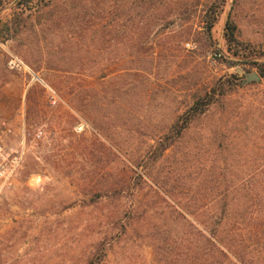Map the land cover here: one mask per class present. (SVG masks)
Listing matches in <instances>:
<instances>
[{
  "label": "rangeland",
  "instance_id": "374dc122",
  "mask_svg": "<svg viewBox=\"0 0 264 264\" xmlns=\"http://www.w3.org/2000/svg\"><path fill=\"white\" fill-rule=\"evenodd\" d=\"M21 2L0 0V129L11 127L9 144L26 140L0 195V264H87L104 240L102 264H187L184 239L213 219L217 128L242 156L264 155V77L235 63L224 37L232 22L244 46L263 50L264 0H44L13 34L5 24ZM219 77L241 84L226 109L138 166L153 134ZM194 202L212 208L189 213ZM200 254V264L221 258ZM230 259L264 264V250Z\"/></svg>",
  "mask_w": 264,
  "mask_h": 264
},
{
  "label": "trees",
  "instance_id": "16d2710c",
  "mask_svg": "<svg viewBox=\"0 0 264 264\" xmlns=\"http://www.w3.org/2000/svg\"><path fill=\"white\" fill-rule=\"evenodd\" d=\"M21 3L23 7L15 10L12 18L5 24L6 30L13 34H19L25 26L24 10L37 9L44 0H22ZM214 22V17L207 22L208 32L213 29ZM224 37L228 49L231 51L233 48L231 54L234 56L235 63L244 64L250 68L255 67L258 75L264 77V49L251 45L244 46V43L237 39L236 26L232 22L225 24ZM236 86L240 87L241 84L234 82V79L219 77L202 92L195 94L192 101L187 103L186 108L167 127L153 134L154 143L149 144L145 155L137 165L147 169L158 163L164 158L166 150L175 146L193 122L205 117L215 107L226 109L224 107L228 104ZM218 131L217 128L215 131L217 136L213 142L217 150V164L215 162V167H211L214 181L211 195L213 206L215 205L211 216L213 219L209 222V226H203L204 229L208 227L207 233L203 228L193 226L199 238L196 239V234L191 232L184 239L187 264H200L202 261L200 252L202 254L207 251L215 252L221 257L216 260V264H231L230 254H237L243 250H259L260 252L264 250V155L242 156L241 147L237 148L236 136L229 134L226 136L225 133L220 134ZM219 161L225 164L224 167H220ZM239 166L247 168L242 170ZM138 177L142 176L138 175ZM137 187L133 185L129 190L133 192ZM187 207L188 212L191 210L189 213L199 215L209 212L212 208L206 206V210H200V204L196 202ZM202 222L207 223V220ZM190 224L193 225L191 222ZM109 246L110 243L107 240L99 243L96 249L98 251L91 256L87 264H102L105 250ZM195 253L200 255L195 256Z\"/></svg>",
  "mask_w": 264,
  "mask_h": 264
},
{
  "label": "built area",
  "instance_id": "2783aa9c",
  "mask_svg": "<svg viewBox=\"0 0 264 264\" xmlns=\"http://www.w3.org/2000/svg\"><path fill=\"white\" fill-rule=\"evenodd\" d=\"M185 45L191 47L189 42L185 43ZM9 66L15 69H21L22 67L26 68L18 57H12L9 61ZM46 87L50 93V102L55 104L57 101L55 91L49 86ZM11 134V127L2 123L0 129V195L2 190L11 183L12 179L17 174L25 153V135L23 134L18 145H13L9 144ZM36 135L37 137H41L42 131L39 130Z\"/></svg>",
  "mask_w": 264,
  "mask_h": 264
},
{
  "label": "water",
  "instance_id": "95a60500",
  "mask_svg": "<svg viewBox=\"0 0 264 264\" xmlns=\"http://www.w3.org/2000/svg\"><path fill=\"white\" fill-rule=\"evenodd\" d=\"M247 79L248 80H259V76L255 73H251V74L247 75Z\"/></svg>",
  "mask_w": 264,
  "mask_h": 264
}]
</instances>
